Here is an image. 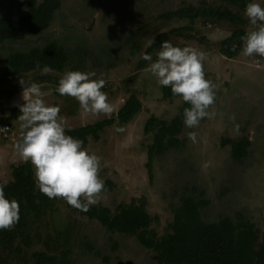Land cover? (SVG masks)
<instances>
[{
    "label": "rangeland",
    "instance_id": "1",
    "mask_svg": "<svg viewBox=\"0 0 264 264\" xmlns=\"http://www.w3.org/2000/svg\"><path fill=\"white\" fill-rule=\"evenodd\" d=\"M44 2L0 0V18L28 16L31 3L39 8ZM58 2L60 8L46 30L18 41L0 42V128L10 125L13 129L10 135L0 131V182L10 185L14 182L13 167L26 164L15 154L17 141L11 142L20 135L16 120L21 114L18 105L24 103L21 79L38 83L45 102L60 108L65 130L111 118L134 94L143 104L142 112L128 124L108 127L100 134L99 142L91 140L85 147L102 157L99 176L105 189L100 202L93 206L108 207L116 214L119 206L144 205L154 219L150 229L161 238L172 232L174 216L183 199L208 201L200 208L203 221L213 223L228 217L237 224L251 223L258 232L255 247L259 248L264 240V59L242 55L229 59L220 52L225 39L244 29L240 24L167 17L182 8H202L206 4L247 19L244 12L223 0ZM256 2L264 7V0ZM249 26L247 32L254 30L250 23ZM179 28L183 29L182 35L171 36L168 42L205 53V78L216 85L215 104L209 111L216 115L202 119L195 128L184 125L180 136L183 146L154 157L151 179L146 164L154 133L146 134L145 124L152 116L162 121L181 117L182 99L163 98L162 86L144 71L149 62L139 67L140 56L157 35ZM51 43L62 47L69 57L64 72L43 74L36 70L4 82L7 60L13 54L42 49ZM133 49L138 53L133 55ZM67 71L95 72L94 78L105 79L102 91L108 94L113 112L86 114L74 98L57 95L58 85L44 82L50 77L60 79ZM234 123L240 125L239 133ZM121 126L125 131L116 132ZM189 132L196 133L195 142ZM250 135L251 145L240 160L233 158L231 145H222L225 137L237 141ZM205 162L210 165L205 167ZM10 230L15 232L10 246L7 247L10 240L0 245V258L10 264H37L40 254L56 258L57 264L158 262L157 253L143 247L135 235L110 231L60 198L41 216L25 212Z\"/></svg>",
    "mask_w": 264,
    "mask_h": 264
},
{
    "label": "trees",
    "instance_id": "2",
    "mask_svg": "<svg viewBox=\"0 0 264 264\" xmlns=\"http://www.w3.org/2000/svg\"><path fill=\"white\" fill-rule=\"evenodd\" d=\"M233 6L239 7L243 12L249 0H223ZM60 8L58 0H45L39 8L33 3L29 6L30 14L19 19L0 18V42L18 41L27 35H36L46 30L52 23L53 15ZM168 18L190 20L196 22L199 19H211L218 22H231L240 24L244 29L236 30L229 38L222 42L220 52L229 59L236 58L242 49L240 37L244 36L250 26L246 18L233 13L231 10H220L206 4L202 8H182L167 15ZM182 28L174 29L170 33L157 35L145 53L152 56L160 49L162 41H169L171 36H181ZM138 50L133 49L135 55ZM69 57L65 50L56 43H51L42 49L34 48L27 53H15L7 60V69L4 74V82L9 83L20 74H27L40 70L48 65L59 73L64 72ZM147 61L141 60L140 68H144ZM44 82L58 85L59 79L50 77ZM163 98L174 100L170 87H162ZM58 96H60L57 93ZM189 107L183 101L181 117H175L171 121H162L155 116L150 117L144 127L146 134L154 133V143L148 149V162L146 164L150 178L152 179L153 159L167 150L179 149L184 142L181 135L184 129V109ZM143 104L136 95H130L124 105L111 118H106L94 124L65 130L66 135L81 139L84 146L89 140L100 141V134L116 123L125 125L131 122L142 110ZM251 141L249 138L240 141L223 139L222 145L232 146V156L240 160L247 155ZM14 182L5 185V195L8 199H15L20 205V218L25 212L41 216L58 199H49L43 195L35 185V177L30 163L14 166L12 170ZM0 184H3L0 182ZM208 201H196L187 197L182 200V205L176 211L172 232L159 238L156 232L150 229L153 218L147 212L144 205L119 206L116 214L108 207L91 206L84 212L86 216L97 220L110 231L135 235L140 244L150 250H154L158 256L157 264H264V240L259 248L255 244L259 240L258 232L251 223H235L231 218H223L218 222L207 223L202 220L200 208L206 206ZM11 230H1L0 245L10 246L14 238ZM5 241V242H4ZM1 249V248H0ZM0 264H10L0 258ZM37 264H57L56 258H47L43 254L38 255Z\"/></svg>",
    "mask_w": 264,
    "mask_h": 264
},
{
    "label": "clouds",
    "instance_id": "3",
    "mask_svg": "<svg viewBox=\"0 0 264 264\" xmlns=\"http://www.w3.org/2000/svg\"><path fill=\"white\" fill-rule=\"evenodd\" d=\"M244 15L254 30L240 37L242 49L239 54L264 59V7L256 0H249ZM152 43L149 41L147 46ZM140 58L149 62L144 71L150 73L158 85L170 87L173 96L189 105L184 109L185 127L195 128L202 119L215 117L216 113L209 109L215 104L216 85L205 78L203 51L162 41L155 60L148 53H141ZM36 67L43 74L54 71L48 65L41 68L37 64ZM94 77L95 72L67 71L59 79L56 92L62 97L74 98L86 114L110 115L113 105L108 94L102 91L106 81ZM19 83L24 89V103L18 105L21 114L16 122L20 135L14 145L15 154L33 166L35 185L43 195L49 199H63L81 212L89 211L91 206L100 202L105 189L99 176L102 157L89 152L83 140L66 135L60 108L45 102V94L38 83L23 79ZM232 119L235 121V117ZM239 128L240 125L234 123L237 133ZM115 130L118 133L125 131L122 126ZM188 135L193 142L196 141L195 132ZM249 139H252L251 135ZM209 165L210 162L204 164L205 167ZM5 187L0 184V230H10L20 219L19 202L6 197Z\"/></svg>",
    "mask_w": 264,
    "mask_h": 264
},
{
    "label": "crops",
    "instance_id": "4",
    "mask_svg": "<svg viewBox=\"0 0 264 264\" xmlns=\"http://www.w3.org/2000/svg\"><path fill=\"white\" fill-rule=\"evenodd\" d=\"M248 30H250V28H248ZM179 98H180V97H179ZM177 99H178V98H176V100H177ZM182 105H183V101H182ZM141 112H142V110H141ZM141 112H140V113H141ZM140 113H139V114H140ZM139 114H138V115H139ZM138 115H137V116H138ZM137 116H136V117H137ZM9 124H12V123H9ZM116 124H118V123H116ZM114 125H115V124H114ZM112 126H113V125H112ZM110 127H111V126H110ZM107 128H108V127H107ZM107 128H106V129H107ZM106 129H105V130H106ZM244 138H246V136H245V137L243 136V137L237 139V141H240L241 139H244ZM17 139H18V136H16V138H14L11 142H12V143H15V142L17 141ZM224 139H230V140H232V141H236L235 139L228 138V137H225ZM91 140H92V139H90L89 142H90ZM100 140H101V139H100ZM237 141H236V142H237ZM96 143H97V142H96ZM84 147H86V146H84Z\"/></svg>",
    "mask_w": 264,
    "mask_h": 264
},
{
    "label": "built area",
    "instance_id": "5",
    "mask_svg": "<svg viewBox=\"0 0 264 264\" xmlns=\"http://www.w3.org/2000/svg\"><path fill=\"white\" fill-rule=\"evenodd\" d=\"M4 129L6 130H0L2 133H5L7 135H10L12 134V127L10 125H6L5 127H3Z\"/></svg>",
    "mask_w": 264,
    "mask_h": 264
}]
</instances>
